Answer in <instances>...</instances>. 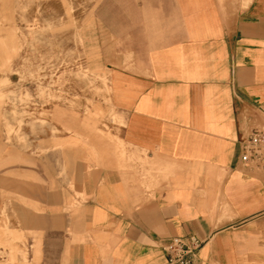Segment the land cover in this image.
Returning a JSON list of instances; mask_svg holds the SVG:
<instances>
[{
    "label": "crops",
    "instance_id": "0c3cea01",
    "mask_svg": "<svg viewBox=\"0 0 264 264\" xmlns=\"http://www.w3.org/2000/svg\"><path fill=\"white\" fill-rule=\"evenodd\" d=\"M151 7L157 30L111 73L125 155L96 138L95 162L80 145L61 170L31 156L0 175L26 200L36 264H168L165 243L191 236L193 264H264V172L241 160L264 130V0Z\"/></svg>",
    "mask_w": 264,
    "mask_h": 264
},
{
    "label": "rangeland",
    "instance_id": "374dc122",
    "mask_svg": "<svg viewBox=\"0 0 264 264\" xmlns=\"http://www.w3.org/2000/svg\"><path fill=\"white\" fill-rule=\"evenodd\" d=\"M152 1L0 0V175L15 161L26 171L31 156L40 172L61 170L80 145L95 162L96 138L125 155L111 73L157 30ZM8 182L0 179V264H36L37 234L18 215L26 200Z\"/></svg>",
    "mask_w": 264,
    "mask_h": 264
},
{
    "label": "built area",
    "instance_id": "2783aa9c",
    "mask_svg": "<svg viewBox=\"0 0 264 264\" xmlns=\"http://www.w3.org/2000/svg\"><path fill=\"white\" fill-rule=\"evenodd\" d=\"M241 160L245 165L264 172V130H255L249 136L243 146ZM203 245L204 241L195 236L169 239L164 245L168 264H193L194 257Z\"/></svg>",
    "mask_w": 264,
    "mask_h": 264
}]
</instances>
